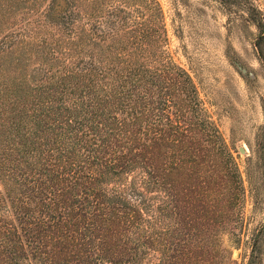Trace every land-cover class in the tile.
<instances>
[{
  "label": "trees",
  "instance_id": "1",
  "mask_svg": "<svg viewBox=\"0 0 264 264\" xmlns=\"http://www.w3.org/2000/svg\"><path fill=\"white\" fill-rule=\"evenodd\" d=\"M38 1L0 0V264H190L210 242L181 222L177 187L217 130L154 49L157 2ZM19 9L57 37L20 43Z\"/></svg>",
  "mask_w": 264,
  "mask_h": 264
},
{
  "label": "rangeland",
  "instance_id": "2",
  "mask_svg": "<svg viewBox=\"0 0 264 264\" xmlns=\"http://www.w3.org/2000/svg\"><path fill=\"white\" fill-rule=\"evenodd\" d=\"M155 1L164 40L151 47L189 74L199 116L217 130L201 143L218 153L177 187L181 222L210 242L195 249L190 264H264V0ZM34 11L19 19V9L20 23L8 28L27 47L59 33ZM37 61L30 56L28 68ZM149 253L153 261L159 255Z\"/></svg>",
  "mask_w": 264,
  "mask_h": 264
}]
</instances>
